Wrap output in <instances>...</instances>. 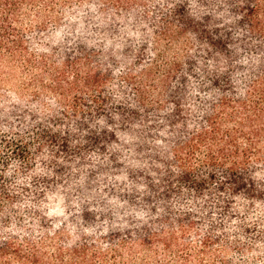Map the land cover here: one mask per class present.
<instances>
[{
    "label": "trees",
    "instance_id": "obj_1",
    "mask_svg": "<svg viewBox=\"0 0 264 264\" xmlns=\"http://www.w3.org/2000/svg\"><path fill=\"white\" fill-rule=\"evenodd\" d=\"M29 1L35 0H0V47L20 50L10 19ZM98 1L124 11L139 6V0ZM257 10L254 0H176L151 37L140 25L114 27L116 36L99 35L103 53L136 42L147 61L126 72L121 100L82 111L49 130L48 145L29 173L0 182V217L7 213L3 203L14 209L28 200L42 218L73 229L80 218H92L104 234L125 233L141 248L155 239V220L166 226L196 222L211 240L264 254V159L257 147L264 137V101L253 99L264 75L251 79L236 98H227L224 90L225 83L234 86L227 65L252 77L264 67V25ZM77 61L70 57L66 65L73 68ZM98 76L86 71L72 83L98 87ZM196 111L202 125L188 133L186 119ZM170 118L177 123L167 135ZM239 134L254 153L237 144ZM18 138L5 144L24 158L26 147ZM202 148L205 155L193 163L190 158ZM164 153L171 163L160 160ZM162 245L168 246L166 239ZM8 249L3 242L0 257ZM10 256L32 264L19 251Z\"/></svg>",
    "mask_w": 264,
    "mask_h": 264
},
{
    "label": "rangeland",
    "instance_id": "obj_2",
    "mask_svg": "<svg viewBox=\"0 0 264 264\" xmlns=\"http://www.w3.org/2000/svg\"><path fill=\"white\" fill-rule=\"evenodd\" d=\"M175 1L139 0L137 8L124 11L101 5L98 0H35L15 10L9 31L20 39V50H14L15 46L0 47L1 183L29 173L30 165L39 161L41 151L48 145L49 130L60 121L67 122L102 103L111 105L115 99L121 100L126 93V72L147 61L149 55L136 42L130 48L113 46L103 53L99 35L108 32L116 36L119 31L114 27L129 25L132 29V25H140L146 37H151L153 28ZM254 2L264 25V0ZM70 57L79 59L73 68L66 65ZM86 71L99 73L98 87L72 83L76 75L80 78ZM225 72L234 85L224 84L225 96L236 98L251 79L258 81L264 75V67L255 77L232 64L225 67ZM260 80L253 97L259 102L264 101V81ZM192 100H197V96ZM208 104L211 100L202 106ZM201 115L199 111L192 112L186 119L185 131L192 133L199 128ZM175 121L167 120V135ZM176 128L182 129L179 125ZM17 133L18 141L26 147L24 158L14 155L5 144L14 140ZM236 141L242 149L246 148L247 154L254 153L246 137L239 134ZM257 147L264 159V137H260ZM205 153L203 148L196 149L190 160L194 163ZM160 160L165 164L173 161L166 153ZM3 204L7 213L0 217V245L7 243L10 249L6 257H0V264H20L10 256L16 251L29 257L32 264H264V254L253 252L244 244L224 245L211 240L196 222L166 226L155 220L151 227L155 239L150 246L141 248L125 233L104 234L102 229L93 227L92 218H80V227L73 229L59 219L42 218L32 209L31 201L20 200V206L14 209ZM94 220L103 223L100 218ZM165 239L168 246L162 245Z\"/></svg>",
    "mask_w": 264,
    "mask_h": 264
}]
</instances>
